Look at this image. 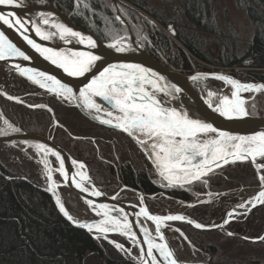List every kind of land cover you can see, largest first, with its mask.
Segmentation results:
<instances>
[{
  "label": "trees",
  "instance_id": "obj_1",
  "mask_svg": "<svg viewBox=\"0 0 264 264\" xmlns=\"http://www.w3.org/2000/svg\"><path fill=\"white\" fill-rule=\"evenodd\" d=\"M126 1L147 13L165 29L168 30L169 25L173 26L174 39L154 24L153 27L149 26L146 29L148 39L155 47L152 52L155 59L159 60L155 53L156 50H160L175 63L173 66L165 64L169 69L188 75L210 71L207 65H202L203 63L220 69L244 66L249 69L246 75L232 73V70L227 73L244 83L264 84V0H235L251 20L253 34L241 52H237L234 43H231V49L221 50L219 59L210 53L208 45L201 38V34L206 32L213 38H220L209 0H179L185 16L183 21L178 17L163 18L158 11L150 10L143 0ZM23 2L25 4L51 2L67 14L76 26L89 30L105 42L113 41V36L119 39L126 34V27L116 21L114 10L107 0H23ZM205 23H209V26L205 27ZM13 75L21 88L16 92H8L11 95H23L29 92L28 90L40 91L16 74ZM21 84L25 86L22 87ZM258 100L261 103L264 100L262 90L258 93ZM0 101L11 113L6 112L2 104L0 109L16 126L26 132L51 135L53 141L71 153L75 160L84 162L89 176L104 192H117L120 185H124L157 197L164 205L175 201L193 203L185 212L186 216L205 226L212 225L215 220H222L230 206L219 209L218 202L198 203L196 196L199 193L225 192L243 186L260 185L254 168L248 162L226 165L201 181L182 187L165 186L164 181L154 173L146 159H105L108 163L105 162L102 166L107 171L106 167H109L110 172L107 176L99 173L100 169L93 163L95 160L98 161L92 159L96 152L93 145H89L91 152L87 153L91 159L82 156L79 146L77 149H71L67 145L68 143L83 145L82 140L72 137L79 136V132L75 131L82 128L80 120L85 122L84 125L96 126L76 108L63 106L53 97L28 101L30 104L40 101L50 106L55 120L62 126L55 129L59 131L58 135L52 130L54 119L47 110L29 109L1 96ZM249 112L262 113L263 105L257 111L249 109ZM126 140L132 145V156H142L133 143L128 138ZM114 166L118 167L119 177L114 175ZM244 166H247L245 170ZM146 170L148 177L143 175ZM205 180L207 184L203 182ZM119 200L127 201L123 197H119ZM131 200L136 201L134 197ZM146 204L151 211L162 210L155 206L153 199L146 200ZM218 210H222L223 215L212 216L211 213ZM171 224L183 233L193 247L203 252L211 264H264V240L252 241L264 234V204L257 206L247 215L237 216L225 226V229L234 236L219 230L199 231L183 223ZM113 239L126 246L128 244L122 236H113ZM91 256L98 258L99 264H137L134 258L121 254L105 241H98L90 233L68 223L58 212L49 194L41 190L39 185L26 181L17 172L0 166V264H84Z\"/></svg>",
  "mask_w": 264,
  "mask_h": 264
},
{
  "label": "snow or ice",
  "instance_id": "obj_2",
  "mask_svg": "<svg viewBox=\"0 0 264 264\" xmlns=\"http://www.w3.org/2000/svg\"><path fill=\"white\" fill-rule=\"evenodd\" d=\"M0 6L20 7L19 0H0ZM86 7V5H85ZM39 23L50 25L55 29L53 32L42 31L36 22H28L32 24V30L42 40H48L53 36L65 42H71V39H77L80 44L87 42L90 48L96 47V41L91 36H86L63 23L50 21L49 14L41 13ZM120 20V17H116ZM0 23L7 25L10 28H16L22 34L29 29L26 22L20 19L16 13L0 12ZM24 40L35 49L46 60H50L53 64L62 68L69 76L80 77L91 71L92 67L102 59L100 55L92 52H76L64 54L56 49L42 47L37 44L27 35H24ZM108 48L114 49L118 53H123L127 50L126 44L123 43V38L117 39L113 36V42L109 43ZM8 56L22 57L28 60L29 57L21 51L8 37L0 32V60ZM20 68L19 65H16ZM21 75L27 76L29 80L38 84L41 88H46L49 92L55 93L58 97L69 100H77L89 112L95 111L97 115L92 118L103 125H108L126 133L145 151V154L151 160L153 167L158 175L167 181L165 186L191 184L194 181H201L202 177L207 176L214 168L221 167L229 162L247 160L251 157L255 163L257 157L264 158V132L256 133L252 136H233L227 132H218L211 123H207L202 119L192 118L189 113L177 110L175 107L167 106V101H163L158 93H163L164 96L170 95L164 87L161 86L160 80L156 78V74L138 64H109L97 76L85 84L79 90V95L73 94L72 88L62 84L53 76H49L44 72H36L35 69H20ZM213 76L217 80L224 81L233 89L231 98L224 95L220 96L212 91H208L209 100L206 101L208 106L214 112L228 119H240L249 116L250 112L247 107L246 99L242 98L241 92H259L264 89V84L242 83L225 74H196L191 77L192 80L207 79L208 76ZM51 82L53 87H49L47 82ZM175 92L180 89L172 86ZM94 98H100L107 107H103L97 103ZM215 98V100H213ZM8 99H14L9 96ZM36 107H43L42 105ZM51 111V109H49ZM103 112L106 118H101L99 113ZM7 124V121H5ZM13 132H19L20 129L8 125ZM210 133H217L215 137L209 138ZM7 134L4 129H0V135ZM38 152H43L44 157L41 163L44 165L45 176L49 183L48 191L53 192L56 205L59 211L73 224L78 227L85 228L89 232L95 230L97 233L107 234L116 233L132 240L135 244L140 242L136 239V233L132 231V224L128 220L127 214L122 217L111 215L112 211L122 213V209H109L108 205L100 204L98 208L102 211H96V215H102L104 219L99 222L84 223L79 220H74L66 210L65 205L61 202V198L55 194V187H58L53 180L52 168L49 167L46 159L47 155L55 156L60 162L58 169L60 175L67 181L69 174L64 168V160L59 152L53 151L44 144L34 146ZM231 158V160H230ZM73 165H78L80 169H84L83 163H78L72 160ZM257 169L264 168V165H256ZM79 176V180L76 177ZM261 188L264 189V174L259 175ZM89 177L86 172H74L71 174V184L81 192L88 193L91 196L99 197L102 193L93 188L89 191L85 187L84 182L88 181ZM207 184V181H203ZM117 197H113L116 199ZM264 204V190L252 197L249 201H245L237 205L238 208H245L251 203L252 207L256 203ZM89 207L93 206L92 200H86ZM191 206V205H190ZM251 208L247 209L250 212ZM247 212L244 214L246 215ZM228 217L238 215L235 211L229 212ZM137 217L143 216L154 222L156 235L159 240L164 241L165 238L161 232V226L167 221H185L186 218L182 215H152L146 207H141L136 213ZM187 223L193 224L195 228L201 229L205 226L196 223L190 219ZM229 223L228 219L224 220V224ZM142 234L144 236L143 244L147 246V251L141 250L140 264H161L157 256L162 258V264H179L174 257L173 251L169 248L166 242L156 243L146 228L141 225ZM179 231V229H176ZM228 235H232L231 232ZM181 236L183 233L181 232ZM99 238V237H94ZM106 238V237H105ZM186 239V237H185ZM258 239L264 240V237ZM113 243L118 250H125L123 245ZM127 251V250H125ZM147 257L148 259H145Z\"/></svg>",
  "mask_w": 264,
  "mask_h": 264
},
{
  "label": "water",
  "instance_id": "obj_3",
  "mask_svg": "<svg viewBox=\"0 0 264 264\" xmlns=\"http://www.w3.org/2000/svg\"><path fill=\"white\" fill-rule=\"evenodd\" d=\"M107 1H109V3L113 6L115 18L117 16L120 17V20H117V19L116 20L118 22H120L122 25H124L128 31L131 46L126 45L127 50L125 52L118 53L114 49L108 48L107 45L113 41H108V42L102 41L97 36H95L92 32H90L89 30L76 26L67 14L60 11L51 2L36 3V4H25L23 2V0H19V2L21 4L20 7L0 6V12L5 13V14L8 12L16 13V15L20 19H22L23 21L26 22V25H27L29 30L22 34L20 31H17L16 28H14V27L10 28L7 25L0 23V32H3L12 43H14L21 51H23L29 57V59L24 60L22 57L8 56L5 59L0 60V66L10 70L12 73H14L17 76L25 79L26 81L30 82L31 84H33L37 88L54 95L56 98H59L55 93L49 92L46 88H41L38 84L34 83L32 80H29L27 78V76L21 75L20 69H35L36 72H44L49 76H53L57 80H59L62 84H65L68 87L72 88L73 94L75 96H78L79 90L81 88H83L85 86V84H87L93 78V76L99 75V73L101 71H103V69L105 67H107L109 64L117 65V66L122 65V64H138V65H141L142 67H144L146 69H149L151 72H154L156 74V77L154 79L162 78L159 81L161 86L164 87L165 90L170 93V95H168L166 97L171 99V101L174 103L175 108H177V110L181 109L182 111L189 113V115L192 118L202 119L207 123H211L213 125V127H215L218 130V132H227L233 136H245V137H247V136L255 135L256 133H259V132H264V113L263 114H249V116L244 117V118H240V119H228L226 117L219 115V113L214 112L212 110V108H210L208 106V103H206V101L209 100V97L207 95L208 91H212V92H214L220 96L227 95V96H229V98H231V94L226 93L224 91V89L217 88V87H215V86H213L207 82L209 80H216V81L222 82L226 85V83L224 81L217 80L211 75L208 76L207 79H203V80L194 81L191 79L192 76H194L198 73L199 74H225L227 76H230V77L236 79L234 76L227 74V73H223V72H212V71H210V72H201L200 71V72H196L193 74L186 75V74H182L180 72H177L175 70H171V69L167 68L166 66L161 64L159 61H157L155 58L150 56L146 52V50L144 49L141 41L133 36L128 20L122 15V13L120 11V7L123 6L122 3L119 0H107ZM41 13L49 14L48 18L50 19V21L63 23L66 26L71 27L75 31H78V32H80L86 36H91L93 38V40L96 41V47L95 48L88 47L87 42H85L84 44H80L77 39H71V42H65V41L61 40L58 35L53 36L48 40H42L36 34V32L34 30H32V24L28 23V22H36L37 26H39L42 31L53 32V31H55V29L51 28L50 25H43L42 23H39V21L41 20V16H40ZM169 33L171 36L174 37L175 33L173 31H170ZM24 35H27L30 39H32L37 44H40L42 47L56 49L58 51L63 52L64 54H70L73 51H76V52H92L93 54L100 55L102 57V59L100 61H98L92 67L91 71L86 73L84 76H80V77L69 76L62 68H60L56 64H53L50 60H46L35 49H33L24 40ZM16 65H19L20 68H17ZM47 84L49 87H53V85L50 81L47 82ZM251 84H263V83L257 82V83H251ZM173 85L176 88H179L180 91L175 92L172 88ZM262 90L264 91V89H262ZM232 91H233V89H232ZM161 94H163V93H161ZM0 95L6 99H8V97L11 96L3 90H0ZM11 97H13L14 99H8V100H10L12 102L19 103V104L26 105L28 108H31V109H40L41 108V109L47 110L52 115V117L54 119V124L58 125V122L54 118L53 110L49 106H47L45 104H38V105L30 106V105H27L20 97H14V96H11ZM94 99L96 100L97 103H100L103 107H107L104 104V102L100 100V98H94ZM213 100H215V98H213ZM65 102L68 104V106L76 108L85 118H87L91 122L102 125V126L107 127V128L115 129V128L110 127L108 125H103V124L99 123L97 120L93 119L92 117L97 115V113L94 110L89 112L77 100L69 99V100H65ZM65 102H62V103L66 104ZM40 105H42L43 107H36V106H40ZM49 109H51V111H49ZM99 115L101 116V118H106L104 116L103 112L99 113ZM0 117L2 118V120L7 121V124L5 123L6 124L5 127H0V129H4L7 133L5 135H0V144L6 145V146H9L12 148H16V149H19L22 151H26L29 149V150H32L33 152H35V154L37 156L41 154L43 156V158H45L44 153L38 152L37 149L34 147L35 145L44 144L45 146L52 149L53 151L59 152L61 157L64 160V168L69 174V179L67 181H65V179L60 175V173L58 171V169L60 167V162L56 159V157L51 155V153H49L47 155L46 159L48 161L49 167L52 168L53 178L57 179V181L61 187L67 189L69 192H71L73 195L77 196L78 198H80L84 202L86 200H92L93 206H95L96 208H98V205H100V204H105V205H108L109 209H122L123 210L122 213L112 211L111 215L122 217L124 214H127L128 220L132 224V231L136 233V239L140 243L137 245L132 240H130L129 238H127V239H129L131 241L132 245L137 247V249L139 250V257L141 254V250H143L144 252L147 251V246L145 244H143L144 236L142 234V230L140 227L143 224V222L149 223L152 226V229L154 232V236H152V237L156 243L166 242L168 244L169 248L174 253L175 259H177L179 264H210V263H208V262H189V261L181 260L178 257L175 249L173 248L172 244L170 243V241L168 240V238L166 237V235L163 231V226L165 224H168V223H184V224H187V225L191 226L192 228L199 230V231L220 230V231H224L226 234L229 233V231L225 229L226 224H224V220L225 219L230 220L231 218L228 217L227 214L229 212H233L235 210H230L229 212H227L225 215V218L221 222H219L215 225H210V226L204 225L205 227L201 228V229H197L194 227L193 224L187 223L188 218H186L185 216H184L186 218L185 221H167V222H164V224L161 226V232H162L165 240L164 241L159 240V238L156 235V229H155L154 222L148 220L146 217H143V216L137 217L136 216V213H138L140 211L141 207L147 208L145 201H144V198H143L144 197L143 193H141L140 191L134 190L132 188H128L126 186H121V188L116 193H112V194L106 193L103 190H101V188L99 186H97L96 183L91 179V177L89 176L88 169H87L86 165L83 162L76 160L78 163H83L85 165L83 172H86L87 176L89 177L88 181L84 182L85 187H88L89 191H91L93 188H95L96 190H99L102 193V195L99 197H94V196L89 195L88 193L81 192L80 190L76 189L71 184V174L74 172H77L76 169H78V165L72 164V160H75V159L72 158L68 154V152H66L62 147H60L56 143H54V141L52 140V137L42 136L39 134L29 133V132L23 131L21 128H19L18 126L14 125L12 122H10V120L5 117V115L2 113L1 110H0ZM8 125H11L14 128L20 129V131L19 132H13V131H11V128L8 127ZM116 130H118V129H116ZM210 134H212L214 137L217 135V133H210ZM129 138L138 147V149L146 156V158H147L146 160L150 163V165L152 166L154 171L157 173L156 169L153 167V165L151 163V160L145 154V151L142 150V148L136 143V141H134L131 137H129ZM230 160H231V158H230ZM53 161L56 163V166H53ZM242 161H246V162L251 163V165L253 166V168L256 172L257 178L259 177L260 174H263L262 169H264V168H260L258 170L256 165L257 164L264 165V164L258 162L257 160L254 163L252 161L251 157H249L247 160H242ZM220 163L222 166L226 165V164H223L222 161ZM229 163H231V162H229ZM215 169H217V168H214V170ZM44 173H45V170H44ZM157 175H158V173H157ZM76 179L79 180V176H77ZM24 180L28 181L27 179H24ZM258 181H259V178H258ZM259 184H260V181H259ZM184 185H187V184H184ZM48 187H49V183L47 181L46 188L45 189L41 188V190H43L47 194H49V196L52 198L58 212L68 223H70L72 226H74L76 228H80V229L85 230L86 232L90 233L93 238L99 237V238H95V239H97V240L102 239L106 243L111 245L112 247L116 248L113 243H109L110 240L114 241L109 236L110 235H119V234H116V233L101 234V233H97L95 230H93L92 232H89L85 228H81V227L76 226L71 221H69L59 211V208L56 205L54 194H53V192L48 191ZM261 190H264V189H262L261 185H260V188L258 189L256 195ZM121 191L133 192L134 193L133 196H135L138 199L139 205H133L131 203L119 200V195H120ZM135 194H137V195H135ZM114 196L117 198L113 199ZM254 203H256L255 207H252V205L249 207V208H251V211L254 208H256L257 206L261 205L258 202H254ZM98 210L102 211L99 208H98ZM147 210L150 214L157 215V214L151 213L148 208H147ZM235 212L238 214H241L237 211H235ZM246 212H247V210H246ZM250 212H247V214ZM160 216H167V215H160ZM100 220H102V219H100ZM99 221H96L95 223H97ZM95 223H93V224H95ZM119 236H121V235H119ZM230 236H234V235L232 234ZM263 236H264V234L262 235V237ZM124 249H125V247H124ZM125 250H127V249H125ZM154 254L157 256L158 261H161V264H162V258L159 257V254L155 253V252H154ZM139 257L135 259L137 264H140ZM145 259H148V258L145 257ZM149 264H150V261H149Z\"/></svg>",
  "mask_w": 264,
  "mask_h": 264
},
{
  "label": "rangeland",
  "instance_id": "obj_4",
  "mask_svg": "<svg viewBox=\"0 0 264 264\" xmlns=\"http://www.w3.org/2000/svg\"><path fill=\"white\" fill-rule=\"evenodd\" d=\"M123 6L120 7V11L122 15L127 18L130 28L132 31V34L135 38L141 39V33L143 31V25L145 21L151 22V24L156 25L159 29H161L164 33L169 35L172 39H174L173 36L170 35V31L165 29L162 25L157 23L151 16H149L147 13L141 11L140 9L136 8L132 4H130L126 0H119ZM109 2V1H108ZM210 2V10L213 14L214 21L216 23V28L219 32L220 38H213V36L210 33H203L201 34L202 41L208 45V48L210 53L217 59H219L220 55L222 53L221 50H229L231 49V43H234V46L237 49V52H241L243 48H245L246 44L249 42V40L252 37L253 34V24L251 20L248 18L246 13L241 9L235 0H209ZM143 3L152 11H158L163 18H174L178 17L184 20L185 16L183 14L182 7L179 4V0H143ZM110 4V3H109ZM111 5V4H110ZM113 8V6L111 5ZM114 10V9H113ZM115 15V14H114ZM129 16H132V21L129 20ZM116 19V18H115ZM117 21V20H116ZM118 22V21H117ZM120 23V22H119ZM133 23V24H132ZM205 27L209 26V23L204 24ZM128 32L126 30V34H124L122 37L124 42L128 43ZM202 65H207L212 72H223L227 73L232 70V73L240 74V75H246L247 71L249 69L247 67H241V66H232V67H225V68H219L215 67L213 65H208L203 63ZM176 71V70H175ZM208 71V72H210ZM179 72V71H177ZM229 74V73H227ZM232 75V74H230ZM233 76V75H232ZM209 84L224 89V91L228 94L232 93V88L230 85L226 84L223 85L222 82L216 81V80H209L207 81ZM219 82V83H218ZM257 83V82H255ZM24 87L25 85H22ZM27 86V85H26ZM20 87L18 80L14 77L13 73L0 66V90L7 91V92H16ZM260 92V91H259ZM259 92H243L240 93L241 97L246 99L247 107L249 109L258 110L260 106L263 105V112L262 113H252V114H263L264 113V100L259 101L258 100V93ZM2 104V107L6 109L3 102L0 101V105ZM42 104V103H40ZM6 112L11 113L10 109L7 108ZM6 116V115H5ZM7 118V117H6ZM8 119V118H7ZM10 122H12L10 120ZM14 124V123H13ZM15 125V124H14ZM58 126H61L58 124ZM62 127V126H61ZM75 128V127H74ZM75 130V129H74ZM55 132L59 135V131L55 130ZM76 133L79 132L78 135L86 136L87 132L86 130L83 131H75ZM84 132V133H82ZM31 133V132H29ZM81 133V134H80ZM92 133V132H90ZM36 134V133H35ZM40 135V134H39ZM46 136V135H42ZM48 136V135H47ZM51 137V135H49ZM53 140V139H52ZM80 140V139H77ZM83 141V140H82ZM84 142V141H83ZM83 150L89 151L90 149V143L84 142L82 143ZM71 149H77V146L79 145V149H81L80 144H73L68 143L67 144ZM86 151V153H87ZM86 154L85 152H82ZM82 155L83 157L88 155ZM86 157V158H87ZM90 159V158H88ZM256 160L262 164H264L263 158L257 157ZM82 162V161H81ZM84 163V162H83ZM94 165H96L97 169H100L98 171L99 173H104V175H109L108 171L105 169L104 166H102L103 162L98 159L95 160ZM85 164V163H84ZM86 165V164H85ZM0 166H4L11 171L17 172L23 179H27L28 181L34 183L35 185H39L41 188H46V177L44 173V169L39 164L38 157L32 150H26L22 151L16 148H12L3 144H0ZM53 166H56V163L53 161ZM87 167V166H86ZM95 167V166H94ZM247 168V166H244V170ZM262 173L264 174V169H262ZM246 174V173H244ZM241 175V174H239ZM203 179V178H202ZM201 179V180H202ZM196 182V181H195ZM167 184V181L165 182ZM194 183V182H193ZM189 185V184H187ZM173 186H179V185H173ZM260 188V185L258 186H243L235 190L225 191V192H206V193H199L198 196H196L197 202H207V201H213L220 203L219 209H223L225 206H230V210H238L241 212L246 211L250 206L251 203L247 204L245 208H238L237 205H239L242 202L249 201L252 197L256 196V193L258 189ZM118 191V190H117ZM112 194V192H109ZM116 193V192H114ZM119 197L126 198L124 202L128 203H134L135 205H138L136 198V201H132V197H134L131 193L128 191H121ZM147 199H153L155 206L158 208H161L162 210H152L153 213L157 215H184L186 216V211L189 207L192 206L193 203H184V202H169L167 204H162V200L155 198L154 196L148 197ZM122 201V200H121ZM191 205V206H190ZM238 208V209H237ZM70 212V210H68ZM218 210L212 212V216L217 215H223V211ZM70 214V213H69ZM225 215V214H224ZM83 216H86L84 214ZM188 217V216H186ZM189 218V217H188ZM74 219V218H73ZM77 220H90L85 218H75ZM190 219V218H189ZM92 220V218H91ZM192 220V219H190ZM193 221V220H192ZM196 222V221H194ZM219 223V220H215L213 224ZM174 225L171 223L166 224L163 226V231L165 235L167 236L168 240L175 245V249L178 253V257L183 261H189V262H208L207 256L201 252L200 250L193 247L187 239H185V236H181V231H176L173 227ZM113 236H119V235H110L109 237L113 239ZM123 237V236H122ZM125 238V237H124ZM127 241V246L123 244L122 242H119L117 240H114L120 244H122L127 251L124 250H118L123 255H127L129 257H132L134 259L139 257V250L136 246L131 244V241L127 238H125ZM102 239H98V241H101ZM104 241V240H103ZM108 244V243H107ZM132 245V246H131ZM111 246V245H110ZM99 259L96 257H88L85 260L84 264H99ZM210 263V262H208ZM211 264V263H210Z\"/></svg>",
  "mask_w": 264,
  "mask_h": 264
},
{
  "label": "flooded vegetation",
  "instance_id": "obj_5",
  "mask_svg": "<svg viewBox=\"0 0 264 264\" xmlns=\"http://www.w3.org/2000/svg\"><path fill=\"white\" fill-rule=\"evenodd\" d=\"M132 16H129V20L130 21H132V18H131ZM127 19V18H126ZM133 24V23H132ZM130 25V24H129ZM153 24H151V22H149V21H145V23H144V25H143V31H142V33H141V39H142V41H141V43H142V45H143V47H144V49L146 50V52L150 55V56H152L153 58H155L153 55H152V52L155 50L154 48V46H152V42L148 39V36H147V33H146V29H147V27H149V26H152ZM153 27V26H152ZM131 29V28H130ZM127 30V29H126ZM168 30L169 31H173L174 32V30H173V26L172 25H169L168 26ZM128 32V31H127ZM129 35V34H128ZM128 39H129V37H128ZM138 39V38H137ZM123 43L124 44H126V45H128V46H131V42H130V40H128V43L127 42H124L123 41ZM157 52L155 53V56H157L158 58H159V60H157V61H159L161 64H163L164 66H166V65H169V66H173V65H175V63L169 58V56H167V54L166 53H164L163 51H160V50H156ZM162 60V61H161ZM163 62H165V63H163ZM166 64V65H165ZM167 67V66H166ZM168 68V67H167ZM23 79V78H22ZM25 80V79H24ZM238 80V79H237ZM238 81H240V80H238ZM28 82V81H27ZM241 82V81H240ZM28 83H30V82H28ZM242 83H244V82H242ZM250 83H255V82H250ZM31 84V83H30ZM31 85H33V84H31ZM223 85L225 86V84L223 83ZM34 86V85H33ZM36 87V86H35ZM37 88V87H36ZM37 89H39V88H37ZM40 91H31V90H28L29 92H27V93H25V94H23V95H11L10 93H8L7 91H6V93L7 94H9V95H11V96H14V97H20L27 105H30V106H34V105H38V104H40V101H38V102H34V103H32V104H30L28 101L29 100H32V101H36V99H41V100H44V99H50V98H54L56 101H58L61 105H63V106H68V104L65 102V100L64 99H62V98H56L54 95H52V94H50V93H48V92H46V91H43V90H41V89H39ZM263 91V90H262ZM264 92V91H263ZM241 93H243V92H241ZM1 96V95H0ZM158 96H160V98L163 100V101H167V106H169V107H175V105H174V103L171 101V99H169L168 97H166V96H164L163 94H161V93H158ZM3 99H5V100H8V99H6V98H4L3 96H1ZM8 101H10V100H8ZM10 102H12V101H10ZM62 102H65L66 104H64V103H62ZM12 103H16V102H12ZM16 104H19V103H16ZM42 104H45V103H42ZM20 105H23V104H20ZM45 105H47V104H45ZM23 106H25V107H27L26 105H23ZM47 106H49V105H47ZM50 107V106H49ZM70 107V106H69ZM28 108V107H27ZM29 109H31V108H29ZM1 110V109H0ZM178 110H180V111H182L181 109H178ZM2 111V110H1ZM3 113V112H2ZM4 114V113H3ZM6 117V116H5ZM87 119V118H86ZM88 120V119H87ZM90 121V120H89ZM80 122V126H82V128L80 127L79 128V130L80 131H83V130H86L87 132H89V133H86L87 135L86 136H83V135H79V136H72L74 139H80V140H83L84 142H88V143H90L91 145H93V147L95 148V156H94V158H92V159H100L103 163H108L105 159H147L146 158V156L138 149V147L133 143V141L125 134V133H123V132H121V131H119V130H116V129H111V128H107V127H104V126H102V125H99V124H96V123H93V124H95L96 126H92V125H89V124H87V125H84L85 124V122L84 121H79ZM91 122V121H90ZM85 126V127H84ZM56 127H58V125H55L54 123H53V126H52V130L54 131L55 129H56ZM20 128V127H19ZM90 132H92V133H90ZM209 135V138H212V137H214L212 134H208ZM128 138L130 141H131V143H133V145L135 146V148L142 154V156H132V154H133V150H132V145L126 140V138ZM55 143V142H54ZM79 146V145H78ZM80 147H81V149H79V151H81L82 150V152H85L86 153V151H84L82 148H83V146H81L80 145ZM65 150V149H64ZM66 151V150H65ZM66 152H68V151H66ZM89 152H91V150L89 149V151H87V153H89ZM86 153V154H87ZM68 154L72 157V155H71V153H69L68 152ZM84 154V153H83ZM86 154H84V155H86ZM87 156H85L84 158H86ZM73 158V157H72ZM88 158H90L89 156L86 158V159H88ZM91 159V158H90ZM78 161V160H77ZM240 162H246V161H236V162H231V163H228V164H226V165H229V164H234V163H240ZM249 164H251L250 162H248ZM225 165V166H226ZM252 166V165H251ZM222 167H224V166H222ZM253 167V166H252ZM106 168H108V172H110V169H109V167L107 166ZM221 168V167H220ZM217 169H219V168H217ZM217 169H215V170H213L212 172H214V171H216ZM154 170V169H153ZM212 172H210L209 174H211ZM89 173V172H88ZM154 173L157 175V173L154 171ZM120 172H119V170H118V167L117 166H114V175L116 176V177H119L120 175ZM208 174V175H209ZM145 177H148V171L146 170L145 172H144V174H143ZM207 175V176H208ZM158 176V175H157ZM46 177V176H45ZM158 177H160V176H158ZM206 177V176H205ZM161 178V177H160ZM204 178V177H203ZM46 179V178H45ZM162 179V178H161ZM163 180V179H162ZM164 181V180H163ZM46 182H47V180H46ZM47 184V183H46ZM121 186H124V185H120V187H119V189L121 188ZM118 189V190H119ZM123 192V191H122ZM129 192V191H128ZM143 195H144V201H145V204H146V200H148L147 198L148 197H152V195H146V194H144L143 193ZM134 198H135V196H134ZM136 199V198H135ZM137 203H138V205H139V201H137ZM131 204H133V205H135L134 203H131ZM146 206H147V204H146ZM147 208H148V206H147ZM149 209V208H148ZM238 209V208H237ZM239 210V209H238ZM238 210H235V211H237V212H239V213H241V214H238V215H235L234 217H231V219L229 220V222H231V221H233V220H235V218L237 217V216H240V215H245L244 213L246 212V211H244V212H241V210L240 211H238ZM149 211L151 212V213H153L150 209H149ZM227 212H229L228 210L224 213L225 215H226V213ZM155 214V213H154ZM225 215H223V219L225 218ZM182 216H184V215H182ZM186 217V216H185ZM186 218H188V217H186ZM189 219V218H188ZM222 219V220H223ZM222 220H220L219 222H221ZM184 224V223H183ZM217 224V223H216ZM228 224V223H227ZM226 224V225H227ZM166 225V224H165ZM164 225V226H165ZM212 225H215V224H212ZM225 225V226H226ZM210 226V225H209ZM173 227H175V226H173ZM174 229H176V227L174 228ZM220 231V230H219ZM167 237V236H166ZM258 240H260V239H256V240H252V241H258ZM171 243V242H170ZM172 244V243H171ZM172 246H173V248L175 249V245L174 244H172ZM175 251H176V249H175ZM176 253H177V251H176ZM177 255H178V253H177Z\"/></svg>",
  "mask_w": 264,
  "mask_h": 264
},
{
  "label": "bare ground",
  "instance_id": "obj_6",
  "mask_svg": "<svg viewBox=\"0 0 264 264\" xmlns=\"http://www.w3.org/2000/svg\"><path fill=\"white\" fill-rule=\"evenodd\" d=\"M5 121L2 120L0 117V127H5ZM39 164L44 168V165L41 163V160L43 159V156L40 154L37 156ZM77 172H83L84 169H76ZM55 183L59 185L57 179L53 178ZM55 194L58 195L61 198V202L65 205L66 210H70V215L74 218V220H77L75 218L79 217L85 218V219H90V220H79L84 223H95L96 221H99L100 219H104L102 215L98 216L96 215V211H99L98 208L95 206L89 207L88 204H86L84 201H82L80 198L77 196L73 195L71 192H69L67 189L61 187L60 185L58 187H55L54 189ZM132 195L134 194L133 192H129ZM137 195V194H135ZM86 214V216H83ZM115 216V215H114ZM92 218V220H91ZM142 226L148 230V232L151 234V236H154V232L152 229V226L149 223L143 222Z\"/></svg>",
  "mask_w": 264,
  "mask_h": 264
}]
</instances>
